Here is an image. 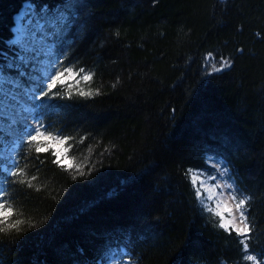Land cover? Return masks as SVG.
Listing matches in <instances>:
<instances>
[{"label":"trees","instance_id":"trees-1","mask_svg":"<svg viewBox=\"0 0 264 264\" xmlns=\"http://www.w3.org/2000/svg\"><path fill=\"white\" fill-rule=\"evenodd\" d=\"M36 2L0 0V59L15 54L16 16ZM56 3L87 4L71 9L59 48L93 74L83 91L93 94L46 98L49 129L70 137L72 169L54 150L26 147L25 175L11 179L30 187L0 170L13 208L0 264H106L114 251L138 264H254L248 253L264 263V0ZM212 158L251 197L248 253L194 195L191 172L209 171Z\"/></svg>","mask_w":264,"mask_h":264},{"label":"snow or ice","instance_id":"snow-or-ice-1","mask_svg":"<svg viewBox=\"0 0 264 264\" xmlns=\"http://www.w3.org/2000/svg\"><path fill=\"white\" fill-rule=\"evenodd\" d=\"M79 7H87V4L76 6L68 3L57 8L56 0H37L36 3H28L19 17L21 23L17 24L14 31L10 32L9 45L16 54L12 59L6 55L0 59V120L11 115L14 118L12 123L18 122L23 128V132L19 136L20 148L13 149V153H23L24 148H30L34 142H37L36 153L47 152L49 148L40 145V141L64 144L70 139L69 136L62 134L53 135V132L48 130L43 120L39 118L38 113L45 107L46 98L51 100L60 96V93L55 90L58 85L66 81L67 76L78 75L72 67L63 66L61 57L64 50L58 48V45L66 38L70 20L77 18L76 13L71 9L76 8L78 11ZM2 50L3 40L0 38V51ZM221 64L222 68L231 66L227 60H222ZM61 67L63 70H60ZM222 68L217 70H222ZM79 71L84 72V69L80 68ZM10 72H14V75H10ZM92 78L93 74L90 72L82 77L85 81H90ZM77 94L91 96L93 93L80 91ZM97 94H99L98 90ZM61 98L65 97L61 96ZM67 98H71V93ZM21 100L24 101V106L20 105ZM17 107H21V111L25 114L22 119L16 110ZM49 147H51V143H49ZM64 151L67 152V149ZM54 155L56 160L53 162L64 167V160L68 159L67 156L62 160L59 151H56ZM22 158H27L26 153ZM73 167L71 162L67 163V169ZM75 168L79 175H85L82 166L75 165ZM0 170L4 174V179L10 183H28V186H31L30 182L11 179L25 175L16 155L0 152ZM220 175L222 178L228 177L229 168L226 165L222 167ZM35 178L32 177L33 180ZM212 179L215 180L216 177L214 176ZM197 181L198 176L193 177L191 183L196 186ZM0 183L3 185V180H0ZM202 187L204 191L215 193L222 186L216 184L214 187L207 188L204 187L203 180H199V186L195 187L194 195L201 201L203 200ZM223 187L231 190L228 197L232 206L230 207L227 201L218 200L216 209L209 208L208 211H214L215 215L220 218L217 225L219 228L224 229L229 234L235 232L241 238L238 243L247 252L249 249L248 241L252 238L253 232V226L249 223V216L247 215V205L251 197L235 189L233 183H226ZM6 195L7 192L3 188L0 191V197ZM226 213L230 218H226ZM12 214L13 208L11 206L6 208L5 202L0 200V225L5 224ZM21 223V220H16L8 227L18 228ZM5 230V228L0 227V232ZM244 259L260 264L257 255L248 254ZM118 264H138V262L129 256L126 262L119 261Z\"/></svg>","mask_w":264,"mask_h":264},{"label":"rangeland","instance_id":"rangeland-1","mask_svg":"<svg viewBox=\"0 0 264 264\" xmlns=\"http://www.w3.org/2000/svg\"><path fill=\"white\" fill-rule=\"evenodd\" d=\"M26 5L27 4L24 5V8L16 16V19H15L16 24H15L14 29L16 28L17 24L21 23L19 17L24 12ZM25 23H26V21H25ZM62 43H63V41L61 42V44ZM60 45H58V48L60 47ZM15 54H16V52H15ZM14 55H13V57H14ZM13 57H11L9 59H12ZM61 59H62V57H61ZM62 61H63V66L71 67V66H68L67 64H65L64 60H62ZM72 68H73L75 73H78V75L67 76V74H66V76H67L66 81L63 84L58 85L57 89L67 90L69 92L87 90L86 86L88 85V81L83 80L82 77L89 72H86V71L80 72L78 68H76V67H72ZM60 70H63V67H61ZM9 74L14 75V72H10ZM19 103L21 106H24L23 100H21ZM46 105H47V103H45V107L39 111L38 116L40 119L43 120V122L47 126L48 130H50L48 127V124L45 121V117L43 115L44 114L43 112L47 108ZM16 110H17V112L20 113V118L22 119L25 114L21 111V107H17ZM13 119H14L13 116L9 115L7 118L0 120V152H8L12 155H16V158L19 160L20 153H13L12 150L20 148L19 136L22 134L23 128L21 127V125L18 122L12 123ZM37 126H39V125H37ZM53 135H55V134L53 133ZM49 143H51V147H49ZM39 144L44 146V147H48L49 150H54V152L59 151L61 153V159L62 160H64V157L67 156L68 159L64 160V164L71 162L69 160L70 157L68 155V146H67L68 143L67 142L64 144H59L56 142L40 141ZM36 146H37V142H34L30 147L35 148ZM65 149H67V152L64 151ZM208 164L211 168L209 171H192L191 172L192 178L198 176V181H197L196 186H199V180H203L204 187L211 188V187H214L216 184H219L222 187L220 189H218L217 192H215V193H213L211 191H204V188L202 187L201 188V191L203 192L202 202L205 203V205L207 206L208 209L209 208L216 209V204H217L218 200L227 201L229 206L231 207L232 202L229 200V197H228V193L231 190L227 189L226 187H223V185H225L226 183H233L234 184V180L232 178L230 169H229L228 177L222 178L220 175V171H221L222 167L225 165L227 166V164L224 163L219 158H212L211 160L208 161ZM201 173H202V175H199ZM214 176L216 177L215 180L212 179ZM0 180H2L1 176H0ZM234 186H235V189H237L235 184H234ZM3 188L5 189L4 181H3V185H2V183H0V191H2ZM0 200L5 202L6 208L9 206V203L7 202L5 196L0 197ZM225 215H226V218H230V217H228L227 213ZM249 250H250V248L247 250L246 253H248ZM248 254H250V253H248ZM109 256H108L109 258L106 259V264H118L119 261H125V262L127 261V256H126L125 252L114 251V252H112V255H109ZM257 259H258V261H260L258 257H257ZM254 264H255V262H254ZM260 264H264V263L260 261Z\"/></svg>","mask_w":264,"mask_h":264}]
</instances>
